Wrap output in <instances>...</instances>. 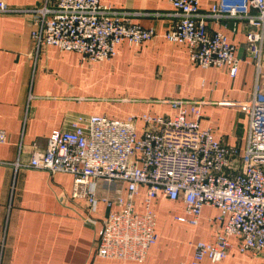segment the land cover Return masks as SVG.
Wrapping results in <instances>:
<instances>
[{
	"label": "crops",
	"instance_id": "obj_1",
	"mask_svg": "<svg viewBox=\"0 0 264 264\" xmlns=\"http://www.w3.org/2000/svg\"><path fill=\"white\" fill-rule=\"evenodd\" d=\"M4 1L34 6L41 0ZM101 1L138 12L133 21L153 27L157 35L137 46L122 41L110 59L89 62L76 51L54 45L37 49L29 14L0 13V129L7 134V141L0 144V264H192V243L213 242L221 230L216 208L204 206L198 224L192 225L176 220L185 216L181 199L159 197L152 201L157 240L145 260L101 258L94 254L93 242L110 209L105 202L99 199L90 211L84 197L72 196L71 174L16 166V161L25 164L35 150H43L50 132L66 127L77 115L172 117L176 109L166 102L172 99L199 102L200 126L210 127L215 139L237 146L242 154L248 134L247 105L256 79L246 49V22L207 21L210 32L220 30L235 45L239 61L231 76L225 66L193 64L184 43L162 36L173 19L166 14L172 9L169 0ZM217 1L200 0V11H209ZM116 73L126 80L137 76L145 95L114 94L109 77ZM144 191L141 186L134 196L137 211L142 210ZM104 192L98 189L99 194ZM231 242L223 260L205 258L200 264H264V252L239 251L237 236H231Z\"/></svg>",
	"mask_w": 264,
	"mask_h": 264
},
{
	"label": "built area",
	"instance_id": "obj_2",
	"mask_svg": "<svg viewBox=\"0 0 264 264\" xmlns=\"http://www.w3.org/2000/svg\"><path fill=\"white\" fill-rule=\"evenodd\" d=\"M199 1L169 0L172 9L166 14L173 19L162 36L184 43L193 64L225 66L234 76L239 61L235 45L220 30L210 32L207 21L246 22V49L256 79L247 105L248 134L242 154L237 146L215 139L210 127L200 126L199 102L172 99L166 101L176 109L172 117L77 115L66 127L52 130L44 150H35L27 163L15 162L71 174L72 196L84 197L90 211L99 199L105 202L110 209L93 242L98 257L145 260L157 240L152 201L159 197L181 199L185 216L176 220L192 225L198 224L204 206L218 211L221 230L213 242L192 243V264L205 258L223 260L232 248L231 236L238 237L241 252H264V0H218L207 12L200 11ZM0 13L29 14L37 49L54 45L76 51L89 62L110 59L122 41L137 46L157 35L153 27L133 21L138 12L116 9L101 0H41L34 6L0 0ZM6 141V131L0 129V144ZM141 186L145 187L142 210L137 211L134 196ZM99 188L105 192L99 194Z\"/></svg>",
	"mask_w": 264,
	"mask_h": 264
},
{
	"label": "rangeland",
	"instance_id": "obj_3",
	"mask_svg": "<svg viewBox=\"0 0 264 264\" xmlns=\"http://www.w3.org/2000/svg\"><path fill=\"white\" fill-rule=\"evenodd\" d=\"M137 79V76H130L129 79L126 80L123 74L119 73L112 74L109 77V81H111L112 86L115 87L114 94L120 96L124 94L125 91H128L131 96L143 97L145 95L144 86L137 81Z\"/></svg>",
	"mask_w": 264,
	"mask_h": 264
}]
</instances>
